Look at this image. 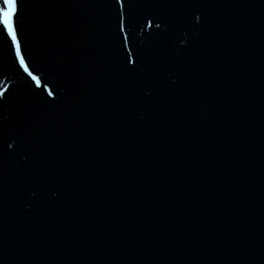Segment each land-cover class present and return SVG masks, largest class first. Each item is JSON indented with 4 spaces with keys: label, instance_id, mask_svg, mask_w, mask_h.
Here are the masks:
<instances>
[{
    "label": "water",
    "instance_id": "water-1",
    "mask_svg": "<svg viewBox=\"0 0 264 264\" xmlns=\"http://www.w3.org/2000/svg\"><path fill=\"white\" fill-rule=\"evenodd\" d=\"M18 9L0 264H264V0Z\"/></svg>",
    "mask_w": 264,
    "mask_h": 264
},
{
    "label": "snow or ice",
    "instance_id": "snow-or-ice-1",
    "mask_svg": "<svg viewBox=\"0 0 264 264\" xmlns=\"http://www.w3.org/2000/svg\"><path fill=\"white\" fill-rule=\"evenodd\" d=\"M122 0H115L116 4H121ZM18 0H0V40L7 39L11 41V47L16 51V60L20 63L21 68H24V61L21 58V53L18 49L17 41V13H18ZM15 14V15H14ZM124 29L121 28V31ZM129 63H132L129 58ZM27 72V69L25 68ZM30 75V73H29ZM36 81V77H31ZM3 91V89H0Z\"/></svg>",
    "mask_w": 264,
    "mask_h": 264
}]
</instances>
